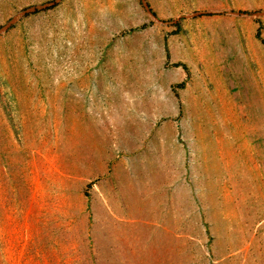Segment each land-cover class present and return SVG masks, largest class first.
I'll return each instance as SVG.
<instances>
[{
    "label": "rangeland",
    "instance_id": "obj_1",
    "mask_svg": "<svg viewBox=\"0 0 264 264\" xmlns=\"http://www.w3.org/2000/svg\"><path fill=\"white\" fill-rule=\"evenodd\" d=\"M261 13L0 0V264H264Z\"/></svg>",
    "mask_w": 264,
    "mask_h": 264
},
{
    "label": "water",
    "instance_id": "obj_2",
    "mask_svg": "<svg viewBox=\"0 0 264 264\" xmlns=\"http://www.w3.org/2000/svg\"><path fill=\"white\" fill-rule=\"evenodd\" d=\"M37 9H39V8H32V9H29V10H27V11H25L24 13H23V15H25V14H27V13H32V12H35ZM259 16H263L264 15V13H261V14H258ZM193 16H195V15H193ZM193 16H191V17H193ZM14 24V21H11L6 27H5V29H7V28H9L11 25H13ZM1 32V31H0Z\"/></svg>",
    "mask_w": 264,
    "mask_h": 264
}]
</instances>
